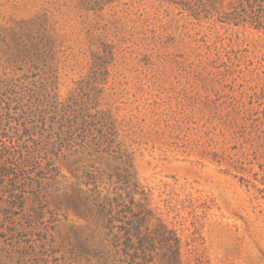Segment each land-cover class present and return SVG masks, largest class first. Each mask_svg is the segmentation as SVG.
<instances>
[{"label":"rangeland","instance_id":"rangeland-1","mask_svg":"<svg viewBox=\"0 0 264 264\" xmlns=\"http://www.w3.org/2000/svg\"><path fill=\"white\" fill-rule=\"evenodd\" d=\"M0 264H264V0H0Z\"/></svg>","mask_w":264,"mask_h":264}]
</instances>
